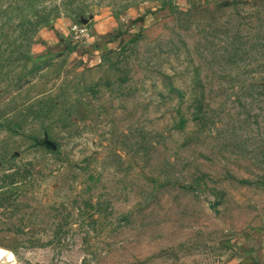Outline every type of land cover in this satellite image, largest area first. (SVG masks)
<instances>
[{
	"label": "rangeland",
	"instance_id": "obj_1",
	"mask_svg": "<svg viewBox=\"0 0 264 264\" xmlns=\"http://www.w3.org/2000/svg\"><path fill=\"white\" fill-rule=\"evenodd\" d=\"M264 264V0H0V264Z\"/></svg>",
	"mask_w": 264,
	"mask_h": 264
},
{
	"label": "crops",
	"instance_id": "obj_2",
	"mask_svg": "<svg viewBox=\"0 0 264 264\" xmlns=\"http://www.w3.org/2000/svg\"><path fill=\"white\" fill-rule=\"evenodd\" d=\"M259 258L254 241L232 244L215 264H255Z\"/></svg>",
	"mask_w": 264,
	"mask_h": 264
}]
</instances>
